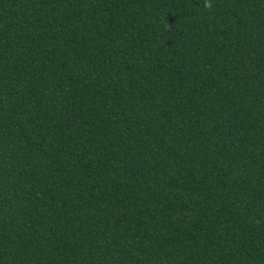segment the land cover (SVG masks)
<instances>
[{
    "label": "trees",
    "instance_id": "1",
    "mask_svg": "<svg viewBox=\"0 0 264 264\" xmlns=\"http://www.w3.org/2000/svg\"><path fill=\"white\" fill-rule=\"evenodd\" d=\"M0 264H264V0H0Z\"/></svg>",
    "mask_w": 264,
    "mask_h": 264
}]
</instances>
